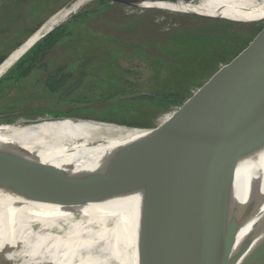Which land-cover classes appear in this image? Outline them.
Returning a JSON list of instances; mask_svg holds the SVG:
<instances>
[{"label":"bare ground","instance_id":"obj_1","mask_svg":"<svg viewBox=\"0 0 264 264\" xmlns=\"http://www.w3.org/2000/svg\"><path fill=\"white\" fill-rule=\"evenodd\" d=\"M91 1L74 0L52 15L0 66V75L35 40ZM144 3L214 19H264V0ZM262 83L264 69L240 77L218 102L216 114L198 124L173 130L153 132L84 119L29 122L0 129V186L5 191L0 196V261L3 256L17 257L18 264H138L140 243L169 227L168 210L176 205L169 189L165 191L163 185L155 191L151 188L152 183L171 184L174 180L172 176L157 174L159 165L164 164H156L154 154L163 150L185 153L188 160L194 159L196 166L203 167L202 175L206 177L228 140L233 123L242 116L236 112L253 108L249 104L230 107V101L244 87ZM62 140L71 143L53 147ZM201 151L207 158H200ZM166 163L168 166L172 162ZM251 165L258 166L257 172L264 175V151ZM236 181L238 199L242 201L238 174ZM189 201L187 217L200 205L193 195ZM262 218L264 204L254 217L257 222ZM247 229L248 226L240 230L236 243ZM258 239L259 236L254 244ZM168 246L167 243L160 249V255ZM159 257L149 264H157Z\"/></svg>","mask_w":264,"mask_h":264},{"label":"rangeland","instance_id":"obj_2","mask_svg":"<svg viewBox=\"0 0 264 264\" xmlns=\"http://www.w3.org/2000/svg\"><path fill=\"white\" fill-rule=\"evenodd\" d=\"M72 1L0 0V57L11 55L33 28ZM106 1L108 6L98 7L86 21L73 26L32 77L4 86L0 129L55 115L145 129L172 126L179 116L152 96L179 92L206 107L227 79L264 63V39L251 28L258 25L264 31L263 18L214 19L163 6ZM96 3L93 0L77 12ZM59 67L64 73L71 71L72 81L82 72L79 85L47 90L42 79ZM251 87L255 91L244 104L254 107L264 93V83ZM68 143L62 140L53 147Z\"/></svg>","mask_w":264,"mask_h":264},{"label":"water","instance_id":"obj_3","mask_svg":"<svg viewBox=\"0 0 264 264\" xmlns=\"http://www.w3.org/2000/svg\"><path fill=\"white\" fill-rule=\"evenodd\" d=\"M110 1L134 6H141L140 4L144 2V0ZM44 24L45 22L19 46L26 42ZM48 32L38 38L32 46ZM257 36L259 39H264V31H261ZM9 56L10 54H7L0 62V66ZM261 67H264V63L243 74L227 79L210 96L206 107H202L189 98L184 106L178 112H175L179 116L178 123L172 126L152 128L153 132L173 130L174 128L198 124L209 119L218 111H216L218 102L228 90L230 83ZM254 91L255 89L251 86L244 87L236 94L233 105L240 106L244 104ZM224 114L228 115V112ZM236 114L242 116L233 123L232 132L230 131L231 134L228 140L220 150L206 177L202 175L203 167H199L200 164L196 166L198 164L194 159L188 160L185 153H179L176 150L173 152L163 150L154 154L153 158L156 164H164L159 165L157 174L172 176L174 180L171 181V184L163 181L152 183L151 188L155 191L163 185L164 190L165 188L169 189L167 191L172 192L170 198L175 199L176 205L168 210L171 211L168 221L169 227L163 233H157L149 240L140 243L138 264H149L158 256L161 259L157 264H264V218L261 219V222L254 219L256 213L264 204V175H259V172H257V170H260L258 166L251 165L264 151V93L253 108L247 111L238 110ZM64 118L69 117L51 116L35 121L9 124L1 126V128L20 123L57 121ZM171 141L174 142V140ZM200 158H207L205 151L200 152ZM166 161L172 163L165 166ZM207 161H209V158ZM192 170L191 177L186 181V177L189 176ZM237 174L241 176L240 194L242 201L238 199L237 194ZM204 177L205 179H202ZM107 180H114V178ZM191 181L193 182L190 184ZM4 193L5 191L0 186V196ZM192 195L193 200L199 202L200 205L187 217L191 205L189 200ZM84 198L85 195L80 197L79 200ZM247 226V231L236 243L240 230ZM258 236L259 239L254 244V240ZM167 243L169 246L166 252L160 255V249L162 251ZM16 259L17 257L8 259L2 256L0 264H18Z\"/></svg>","mask_w":264,"mask_h":264},{"label":"trees","instance_id":"obj_4","mask_svg":"<svg viewBox=\"0 0 264 264\" xmlns=\"http://www.w3.org/2000/svg\"><path fill=\"white\" fill-rule=\"evenodd\" d=\"M110 3L106 0H97L95 6H88L86 9L75 13L67 21L57 25L53 30L48 32L39 41H37L25 54H23L17 62H15L7 71L0 77V91L3 90L4 86L8 83L17 85L23 80L32 77L35 71H38L45 65L44 58H46L56 47L57 44L68 36L75 24H80L86 21L91 14L98 10V7L108 6ZM41 23H39L30 32H34ZM252 31L257 34L261 32V28L258 25L251 26ZM21 44V43H19ZM18 44V45H19ZM17 45V46H18ZM16 46V47H17ZM15 47V48H16ZM6 57V56H5ZM0 57V62L5 58ZM81 75L83 73L81 72ZM81 75L79 78L72 81L70 72H63V68L59 67L53 70L51 74L43 76L41 83L50 91H61L66 86L75 87L79 85L82 80ZM72 81V83H71ZM160 106L173 111L178 112L189 99V96L179 92L166 91L157 93L151 97ZM57 116V115H55ZM68 120V119H62Z\"/></svg>","mask_w":264,"mask_h":264},{"label":"flooded vegetation","instance_id":"obj_5","mask_svg":"<svg viewBox=\"0 0 264 264\" xmlns=\"http://www.w3.org/2000/svg\"><path fill=\"white\" fill-rule=\"evenodd\" d=\"M22 43V42H21Z\"/></svg>","mask_w":264,"mask_h":264}]
</instances>
